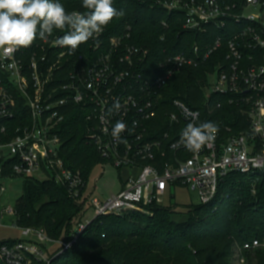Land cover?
<instances>
[{
	"label": "built area",
	"instance_id": "obj_1",
	"mask_svg": "<svg viewBox=\"0 0 264 264\" xmlns=\"http://www.w3.org/2000/svg\"><path fill=\"white\" fill-rule=\"evenodd\" d=\"M164 5L183 12V30L208 35L215 28L219 33L188 50L168 54L165 49L155 65L149 62L150 49L133 42L131 26L109 36L104 29L72 54L52 43L67 29L54 30L47 42L37 38L29 47L7 53L0 49L1 194L6 191L3 179L38 177L39 172L66 185L74 197L84 191L81 171L66 166L59 155V130L73 106L85 115L88 139L107 163L131 170L117 194L106 200L89 196L95 216L151 213L149 205L161 202L176 185L209 202L230 171H264V0H172ZM248 7L259 12L247 13ZM215 55L220 57L209 74L205 107L212 113L211 96H227L242 106L249 130L234 133L229 126L223 131L217 126L215 139L194 153L183 146L181 132L189 123L198 126L208 119L202 108L180 98L165 110L163 90L185 66L197 67ZM116 102L119 111L113 108ZM162 112L169 121L165 129L156 121ZM118 120L128 127L119 143L111 135ZM0 208L2 218L8 214L16 219L15 206H3L0 200ZM89 221L61 245L70 247ZM13 225L18 226L16 220ZM21 228V239L0 241V264H30L33 259L50 264L46 244L56 240L44 228ZM30 234L37 240L27 239ZM261 244L258 238L244 242L239 259L244 262L245 252Z\"/></svg>",
	"mask_w": 264,
	"mask_h": 264
},
{
	"label": "trees",
	"instance_id": "obj_2",
	"mask_svg": "<svg viewBox=\"0 0 264 264\" xmlns=\"http://www.w3.org/2000/svg\"><path fill=\"white\" fill-rule=\"evenodd\" d=\"M169 1L113 0L114 7L124 15L114 18L105 34H119L131 26L133 42L150 49L149 62L155 65L165 49L168 54L188 50L194 43L204 45L219 33L215 28L208 35L183 30L184 14L181 10L169 11L164 5ZM59 2L67 11H87L81 6L82 0ZM219 57L212 56L197 67L185 66L175 73L163 90L162 106L171 110L172 100L180 98L191 107L202 108L208 122L222 131L227 126L234 133L247 131V114L227 96H211L212 113L205 107L209 74L214 72ZM165 116L162 112L156 119L164 129L169 126ZM87 127L85 115L73 106L59 130V155L66 166L80 170L88 184L93 169L107 164V160L88 139ZM173 187L168 188L171 195ZM86 188L74 197L56 178L24 177L22 194L15 203L17 225L44 228L52 240L71 239L83 223L88 202L91 204ZM149 209L151 213L130 210L93 217L70 247L61 246L50 255V264H231L234 247L255 238L262 244L245 252L248 264H264V171H230L221 179L213 200L188 205L185 211L157 201ZM179 214L185 217L176 218ZM30 264L48 263L33 259Z\"/></svg>",
	"mask_w": 264,
	"mask_h": 264
},
{
	"label": "clouds",
	"instance_id": "obj_3",
	"mask_svg": "<svg viewBox=\"0 0 264 264\" xmlns=\"http://www.w3.org/2000/svg\"><path fill=\"white\" fill-rule=\"evenodd\" d=\"M81 6L85 13L68 12L59 0H0V49L7 53L29 47L37 38L47 42L54 30L67 29L52 43L72 54L81 44L97 40L114 18L124 15L114 7L113 0H82ZM120 107L119 102L113 105L116 111ZM126 130V123L118 120L111 131L114 141L124 142L121 134ZM216 131L213 122L198 126L189 123L181 132V142L188 151L199 152L215 139Z\"/></svg>",
	"mask_w": 264,
	"mask_h": 264
},
{
	"label": "rangeland",
	"instance_id": "obj_4",
	"mask_svg": "<svg viewBox=\"0 0 264 264\" xmlns=\"http://www.w3.org/2000/svg\"><path fill=\"white\" fill-rule=\"evenodd\" d=\"M246 12H259V8L248 7ZM215 75L216 74H214V76ZM38 174V177L40 179H45L47 177L46 175H43L42 172H39ZM128 174L129 172L125 168L119 169L118 167L110 163L98 164L93 169L89 177L86 191L90 197H97L100 200H106L112 195L117 194L121 191L125 179L129 176ZM22 180L23 178H21L20 176L3 179V184L6 187V191L2 194L0 193V200L3 206H15L17 199L22 194ZM200 202L201 199L199 197V194L183 185L174 186L172 188V195L167 189V194L163 196V199L161 201V203L173 204L180 211L187 210L188 205L197 204ZM87 207L88 211L83 217V222H86L87 220L95 217V211L93 210L89 202L87 204ZM184 217L185 216L183 214H179L176 216V218L178 219H183ZM14 222V215L7 214L4 218H2L0 208V241L17 240L23 237L22 228L19 226H14ZM27 239L37 240V237L35 234H30ZM62 240L65 239L47 242L46 248L48 249L49 253L46 252V255L48 257H50L52 253H54L58 248L62 246ZM239 246L240 244H237L234 247L231 264H248L246 254L244 262L239 259Z\"/></svg>",
	"mask_w": 264,
	"mask_h": 264
},
{
	"label": "crops",
	"instance_id": "obj_5",
	"mask_svg": "<svg viewBox=\"0 0 264 264\" xmlns=\"http://www.w3.org/2000/svg\"><path fill=\"white\" fill-rule=\"evenodd\" d=\"M126 170H127V171L129 172V174H130V172H131L130 169H126ZM129 174H128V175H129ZM125 180H126V179H125Z\"/></svg>",
	"mask_w": 264,
	"mask_h": 264
}]
</instances>
